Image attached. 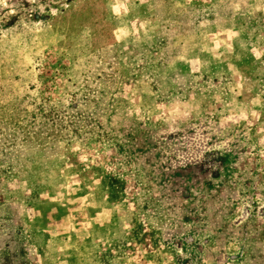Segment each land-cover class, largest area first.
Returning a JSON list of instances; mask_svg holds the SVG:
<instances>
[{"label": "rangeland", "instance_id": "rangeland-1", "mask_svg": "<svg viewBox=\"0 0 264 264\" xmlns=\"http://www.w3.org/2000/svg\"><path fill=\"white\" fill-rule=\"evenodd\" d=\"M0 264H264V0H0Z\"/></svg>", "mask_w": 264, "mask_h": 264}, {"label": "crops", "instance_id": "crops-1", "mask_svg": "<svg viewBox=\"0 0 264 264\" xmlns=\"http://www.w3.org/2000/svg\"><path fill=\"white\" fill-rule=\"evenodd\" d=\"M119 30H122V28L119 27ZM227 31H229V30H227Z\"/></svg>", "mask_w": 264, "mask_h": 264}]
</instances>
